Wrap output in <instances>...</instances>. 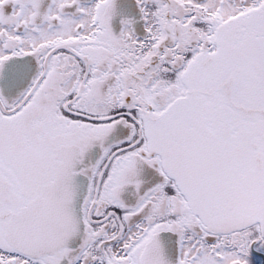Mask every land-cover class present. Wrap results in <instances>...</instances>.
I'll list each match as a JSON object with an SVG mask.
<instances>
[{
  "label": "snow or ice",
  "instance_id": "1",
  "mask_svg": "<svg viewBox=\"0 0 264 264\" xmlns=\"http://www.w3.org/2000/svg\"><path fill=\"white\" fill-rule=\"evenodd\" d=\"M0 264H264V0H0Z\"/></svg>",
  "mask_w": 264,
  "mask_h": 264
}]
</instances>
